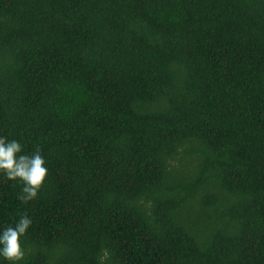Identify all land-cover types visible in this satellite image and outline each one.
Returning <instances> with one entry per match:
<instances>
[{
    "label": "trees",
    "instance_id": "obj_1",
    "mask_svg": "<svg viewBox=\"0 0 264 264\" xmlns=\"http://www.w3.org/2000/svg\"><path fill=\"white\" fill-rule=\"evenodd\" d=\"M0 135L22 264H264V0H0Z\"/></svg>",
    "mask_w": 264,
    "mask_h": 264
},
{
    "label": "clouds",
    "instance_id": "obj_2",
    "mask_svg": "<svg viewBox=\"0 0 264 264\" xmlns=\"http://www.w3.org/2000/svg\"><path fill=\"white\" fill-rule=\"evenodd\" d=\"M48 174L47 160L39 148L29 154L20 141L0 135V178L22 185L18 200L25 204L36 200ZM32 224V218L25 213L0 228V264H22L25 238Z\"/></svg>",
    "mask_w": 264,
    "mask_h": 264
}]
</instances>
